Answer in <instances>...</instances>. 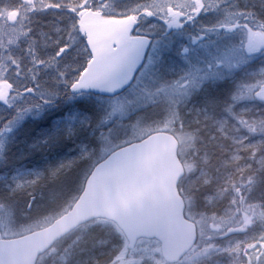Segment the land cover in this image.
I'll list each match as a JSON object with an SVG mask.
<instances>
[{
    "label": "snow or ice",
    "instance_id": "1",
    "mask_svg": "<svg viewBox=\"0 0 264 264\" xmlns=\"http://www.w3.org/2000/svg\"><path fill=\"white\" fill-rule=\"evenodd\" d=\"M161 130L183 149L170 202L130 209L150 231L75 211L111 153ZM0 169V241L60 195L31 264H264V0H0Z\"/></svg>",
    "mask_w": 264,
    "mask_h": 264
},
{
    "label": "water",
    "instance_id": "2",
    "mask_svg": "<svg viewBox=\"0 0 264 264\" xmlns=\"http://www.w3.org/2000/svg\"><path fill=\"white\" fill-rule=\"evenodd\" d=\"M98 37L111 31L112 22L92 21ZM176 140L165 133H154L140 143L122 147L111 153L93 174L92 189L86 201L75 205L84 217L102 215L109 219L128 218V227L140 232L152 229L150 214L130 216V209L140 195L150 193L161 205H167L172 177L178 170ZM61 221L23 235L22 238L0 241V264H31L34 256L43 254L54 242ZM182 240L178 228L171 230L170 243L177 247ZM43 250V251H41Z\"/></svg>",
    "mask_w": 264,
    "mask_h": 264
},
{
    "label": "rangeland",
    "instance_id": "3",
    "mask_svg": "<svg viewBox=\"0 0 264 264\" xmlns=\"http://www.w3.org/2000/svg\"><path fill=\"white\" fill-rule=\"evenodd\" d=\"M7 16H8V19L9 20L15 19L16 12L15 11H9L7 13ZM54 118L55 117H53V119ZM36 131L39 132L40 129L37 128ZM13 132L17 133V135H16V139L17 140H19L20 136H22L24 134L23 130H19L18 131V126L13 128ZM11 136H12V133H9L8 134V137H11ZM8 137H6V139ZM18 148H19V145L18 144H13L12 152L13 153H16ZM182 149H183V145L182 144H179L178 153H182ZM29 160H30V157H27V156H25L23 158V160L13 159V160L10 161V163H9L8 166L9 167L19 168L21 165H23L26 168H31L32 167V164L29 163ZM0 170H2V169H0ZM38 213H41V211L39 212L38 210H34L33 211V214H32V220L31 221H24L25 223H29L30 224V227L26 231H28V230H30L32 228H35V227H40V225L44 224L45 222L47 223L48 221H50L52 219V217L46 218V217H48L47 214L46 215H43V216L41 214H39V216H38ZM90 246H91V242L89 241V247ZM37 264H39V261L37 262ZM46 264H47V262H46ZM56 264H60V261L57 260L56 261Z\"/></svg>",
    "mask_w": 264,
    "mask_h": 264
},
{
    "label": "trees",
    "instance_id": "4",
    "mask_svg": "<svg viewBox=\"0 0 264 264\" xmlns=\"http://www.w3.org/2000/svg\"><path fill=\"white\" fill-rule=\"evenodd\" d=\"M59 200H60V195L50 197L49 200L46 202V209L45 210H38L39 212L41 211V213H38V216H39V214H41L42 216L47 214V216H48L49 213H52V216H51L52 219L55 218V214L59 211V209L57 207ZM45 224H46V222L40 226H43Z\"/></svg>",
    "mask_w": 264,
    "mask_h": 264
}]
</instances>
